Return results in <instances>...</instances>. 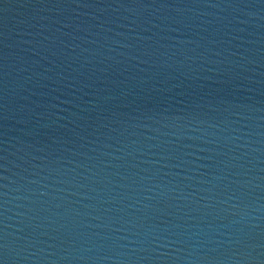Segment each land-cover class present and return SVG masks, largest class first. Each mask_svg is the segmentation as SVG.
Masks as SVG:
<instances>
[{
    "label": "water",
    "instance_id": "water-1",
    "mask_svg": "<svg viewBox=\"0 0 264 264\" xmlns=\"http://www.w3.org/2000/svg\"><path fill=\"white\" fill-rule=\"evenodd\" d=\"M0 264H264V0H0Z\"/></svg>",
    "mask_w": 264,
    "mask_h": 264
}]
</instances>
